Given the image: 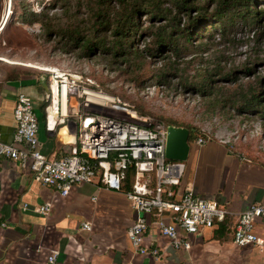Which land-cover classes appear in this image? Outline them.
I'll return each instance as SVG.
<instances>
[{
    "label": "crops",
    "instance_id": "obj_1",
    "mask_svg": "<svg viewBox=\"0 0 264 264\" xmlns=\"http://www.w3.org/2000/svg\"><path fill=\"white\" fill-rule=\"evenodd\" d=\"M19 93L33 101L43 154L51 158L68 154L74 133L60 119L70 114L74 101L68 98L63 113L61 102L52 106L49 99V74L11 63H0L2 141H12L13 110ZM54 109L56 121L51 127L48 117ZM183 185L191 187L198 197L239 212L250 204L264 203V161L249 159L210 140L191 147ZM124 191L84 184L62 197L53 187L36 182L31 172L1 159L0 264H45L52 251L58 252V264H264V248L235 246L229 230L221 225L203 229L191 237L189 250L178 251L152 228L146 240L151 245L158 242L162 255L158 259L141 255L126 235L137 214L131 210ZM45 202L51 205L49 215L37 214L35 209ZM84 223L91 229H85ZM254 231L264 238V220L255 224Z\"/></svg>",
    "mask_w": 264,
    "mask_h": 264
},
{
    "label": "built area",
    "instance_id": "obj_2",
    "mask_svg": "<svg viewBox=\"0 0 264 264\" xmlns=\"http://www.w3.org/2000/svg\"><path fill=\"white\" fill-rule=\"evenodd\" d=\"M49 74L51 102H61V94L74 99L70 114L60 122L74 133V143L68 154L51 158L43 154L39 143V121L32 99L24 93L16 96L13 118L15 129L10 143L0 137V161L7 159L32 173L42 185L53 187L62 197L84 184H98L109 191L122 192L128 174L132 184L123 193L131 210L137 214L127 230V238L141 255L158 259L162 247L146 240L154 229L174 250H189L191 237L203 229L224 226L237 247L264 248V238L255 231V224L264 220V203H253L239 212L230 211L212 199L196 196L191 187L183 185L186 163L165 158L166 126L150 118L137 117L118 99L91 90L89 85L56 69H43ZM164 88L149 85L150 94ZM92 94L95 102L88 99ZM108 109L109 111H105ZM210 138L195 136L189 142L202 146ZM223 143V141L221 142ZM224 144V143H223ZM48 202L35 209L47 216ZM91 229L87 223L83 224ZM58 252L52 251L45 264H58Z\"/></svg>",
    "mask_w": 264,
    "mask_h": 264
},
{
    "label": "trees",
    "instance_id": "obj_3",
    "mask_svg": "<svg viewBox=\"0 0 264 264\" xmlns=\"http://www.w3.org/2000/svg\"><path fill=\"white\" fill-rule=\"evenodd\" d=\"M56 2L61 3L68 16L70 0ZM76 3L77 10L83 8L84 17L80 22L67 18L70 21L66 28L45 11L33 13L26 8L21 22H37L42 40L52 43L54 48L74 52L78 58L98 57L107 62L136 88L153 80L157 86L198 95L209 110L219 108L226 115L231 111L236 116L257 118L264 126V76L256 71L257 61L225 70L219 63L204 58L214 43L215 33L223 42L236 43L233 37L236 19L260 27L264 0H76ZM169 125L189 129V142L197 131L188 125L165 124ZM131 184L129 173L123 190H129Z\"/></svg>",
    "mask_w": 264,
    "mask_h": 264
},
{
    "label": "rangeland",
    "instance_id": "obj_4",
    "mask_svg": "<svg viewBox=\"0 0 264 264\" xmlns=\"http://www.w3.org/2000/svg\"><path fill=\"white\" fill-rule=\"evenodd\" d=\"M76 5V0H70V10L66 16L61 3L56 0H0V63L17 64L22 69L40 70L46 75L43 69H56L68 74L71 77L69 81L76 79L80 84L89 85V80L92 83L91 90L118 99L137 117L150 118L164 125L174 123L194 127L197 131L192 139L199 135L210 138L209 141H223L229 149L244 153L249 159L264 161V126L259 119L246 115L236 116L231 111L226 115L219 108L210 107L209 110L198 95L180 89L160 88L150 94L146 88L150 84L154 85L153 80L147 81L142 88H136L119 70L108 66L107 62L98 60V57L78 58L74 52L65 53L60 48H54L52 43L42 40L37 22H21L20 16L26 8L33 13L45 11L48 16L56 17L59 25L66 28L70 20L80 22L84 17L83 8L77 10ZM233 31L235 44L223 42L215 33L214 43L204 58L219 63L225 70L239 68L248 61H257L256 71L264 76V20L257 28L236 19ZM138 45L141 46L140 41ZM95 54L97 56L99 52ZM225 87L230 85L225 84ZM185 163L184 178L188 159Z\"/></svg>",
    "mask_w": 264,
    "mask_h": 264
},
{
    "label": "water",
    "instance_id": "obj_5",
    "mask_svg": "<svg viewBox=\"0 0 264 264\" xmlns=\"http://www.w3.org/2000/svg\"><path fill=\"white\" fill-rule=\"evenodd\" d=\"M49 95V91H47ZM190 130L185 127H166L165 158L171 161L186 162L190 153Z\"/></svg>",
    "mask_w": 264,
    "mask_h": 264
},
{
    "label": "bare ground",
    "instance_id": "obj_6",
    "mask_svg": "<svg viewBox=\"0 0 264 264\" xmlns=\"http://www.w3.org/2000/svg\"><path fill=\"white\" fill-rule=\"evenodd\" d=\"M65 97H67V95H66V90H63L62 91V94H61V104H62V112L63 113H65L66 112V107H67V105H66V102H67V100H69V99H67V98H65ZM73 101H74V99L73 98H71ZM88 99L91 101V100H93L94 99V97L92 96V94H88ZM101 102H107V103H110V100H107V101H105V98L103 99H101V101H97V102H95V100H93L92 101V103H96L97 105H101V106H103L104 104H102ZM75 103V102H74ZM54 105H56V103L54 104ZM60 107V106H59ZM73 107H74V104H73ZM57 109V108H56ZM56 114H57V112H56V110L54 109L50 114H49V117H48V119H49V121H50V124H51V127L55 124V119H56ZM59 114V113H58ZM63 115V114H62ZM62 134H64V132H62Z\"/></svg>",
    "mask_w": 264,
    "mask_h": 264
}]
</instances>
